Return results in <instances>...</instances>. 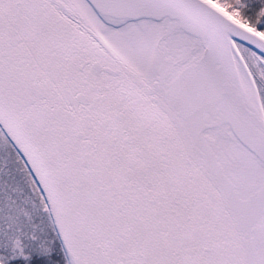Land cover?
I'll return each mask as SVG.
<instances>
[{"label":"snow or ice","instance_id":"obj_1","mask_svg":"<svg viewBox=\"0 0 264 264\" xmlns=\"http://www.w3.org/2000/svg\"><path fill=\"white\" fill-rule=\"evenodd\" d=\"M0 264H264V0H0Z\"/></svg>","mask_w":264,"mask_h":264}]
</instances>
